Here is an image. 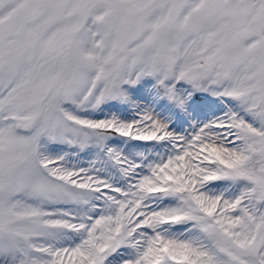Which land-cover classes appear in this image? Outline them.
<instances>
[{
	"label": "snow or ice",
	"instance_id": "6c2138e0",
	"mask_svg": "<svg viewBox=\"0 0 264 264\" xmlns=\"http://www.w3.org/2000/svg\"><path fill=\"white\" fill-rule=\"evenodd\" d=\"M0 264H264V0H0Z\"/></svg>",
	"mask_w": 264,
	"mask_h": 264
}]
</instances>
